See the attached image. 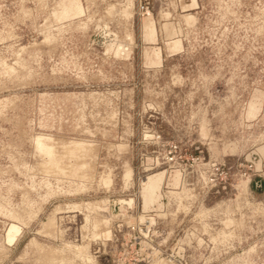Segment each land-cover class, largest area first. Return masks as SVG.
Listing matches in <instances>:
<instances>
[{
    "label": "rangeland",
    "instance_id": "1",
    "mask_svg": "<svg viewBox=\"0 0 264 264\" xmlns=\"http://www.w3.org/2000/svg\"><path fill=\"white\" fill-rule=\"evenodd\" d=\"M0 264H264V0H0Z\"/></svg>",
    "mask_w": 264,
    "mask_h": 264
},
{
    "label": "crops",
    "instance_id": "2",
    "mask_svg": "<svg viewBox=\"0 0 264 264\" xmlns=\"http://www.w3.org/2000/svg\"><path fill=\"white\" fill-rule=\"evenodd\" d=\"M149 178H150L151 181H156V180L158 181V179H159V177H157V175H151V176H149ZM155 193L156 192L152 190V192L150 193V196H149L150 197L149 198L150 201L155 199V197H156Z\"/></svg>",
    "mask_w": 264,
    "mask_h": 264
},
{
    "label": "trees",
    "instance_id": "3",
    "mask_svg": "<svg viewBox=\"0 0 264 264\" xmlns=\"http://www.w3.org/2000/svg\"><path fill=\"white\" fill-rule=\"evenodd\" d=\"M258 189V188H257Z\"/></svg>",
    "mask_w": 264,
    "mask_h": 264
}]
</instances>
